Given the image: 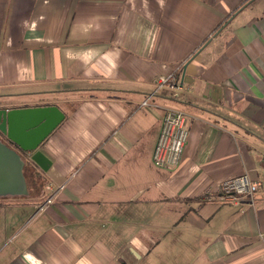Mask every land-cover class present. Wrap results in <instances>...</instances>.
<instances>
[{"label":"crops","instance_id":"0c3cea01","mask_svg":"<svg viewBox=\"0 0 264 264\" xmlns=\"http://www.w3.org/2000/svg\"><path fill=\"white\" fill-rule=\"evenodd\" d=\"M45 106L65 120L0 188V264H264V0H0V110ZM168 109L189 140L162 169Z\"/></svg>","mask_w":264,"mask_h":264},{"label":"water","instance_id":"95a60500","mask_svg":"<svg viewBox=\"0 0 264 264\" xmlns=\"http://www.w3.org/2000/svg\"><path fill=\"white\" fill-rule=\"evenodd\" d=\"M64 120V113L56 106L0 110V188L11 179L25 186L23 155L43 171L48 170L51 162L39 149Z\"/></svg>","mask_w":264,"mask_h":264},{"label":"built area","instance_id":"2783aa9c","mask_svg":"<svg viewBox=\"0 0 264 264\" xmlns=\"http://www.w3.org/2000/svg\"><path fill=\"white\" fill-rule=\"evenodd\" d=\"M155 85L156 89L153 95H157L164 90L176 91L180 88L175 73L157 77ZM148 100L144 102V106H148ZM186 123L187 116L182 111L177 109H168L166 111L162 118L160 133L152 157L155 167L173 169L179 166L189 140V130ZM45 189L53 194L40 207L39 211H44L49 205L53 204L58 191L62 190V187L55 190L51 184H47ZM258 189L259 184L253 181L248 173L224 181L221 187L224 195L231 197L237 204L244 199H249L250 203L254 204V195Z\"/></svg>","mask_w":264,"mask_h":264},{"label":"trees","instance_id":"16d2710c","mask_svg":"<svg viewBox=\"0 0 264 264\" xmlns=\"http://www.w3.org/2000/svg\"><path fill=\"white\" fill-rule=\"evenodd\" d=\"M248 3H249V2H248ZM248 3L245 4V5H243V7L247 6ZM243 7H242V8H243ZM242 8H241V9H242ZM227 23H228V20L225 21V23L219 28V30L222 29V28H224V27L227 25ZM219 30H218V31H219ZM218 31H217V32H218ZM217 32H216V33H217ZM216 33H215V34H216ZM22 159H23L24 162H25V166H24V168H23V171H24L25 176H27V178L29 179L30 182H31V179H33V180L36 182V180L40 179V177H39V175L37 174V172L34 170V167H33V165H32V162L29 161V160L27 159V157L24 156V155H23V158H22Z\"/></svg>","mask_w":264,"mask_h":264},{"label":"rangeland","instance_id":"374dc122","mask_svg":"<svg viewBox=\"0 0 264 264\" xmlns=\"http://www.w3.org/2000/svg\"><path fill=\"white\" fill-rule=\"evenodd\" d=\"M39 182V181H38Z\"/></svg>","mask_w":264,"mask_h":264}]
</instances>
